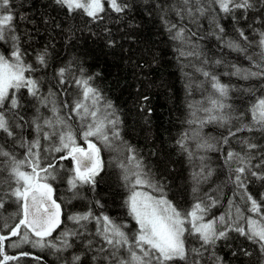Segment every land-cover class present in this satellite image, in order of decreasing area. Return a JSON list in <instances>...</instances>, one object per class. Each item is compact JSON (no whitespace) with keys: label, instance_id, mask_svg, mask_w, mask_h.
<instances>
[{"label":"snow or ice","instance_id":"obj_1","mask_svg":"<svg viewBox=\"0 0 264 264\" xmlns=\"http://www.w3.org/2000/svg\"><path fill=\"white\" fill-rule=\"evenodd\" d=\"M50 4L66 17L82 15L86 18L85 23L103 25L106 46L116 48L117 37L108 23L126 21L134 11L135 0H50ZM155 7L159 9L165 31L174 43L178 62L187 61L184 67L193 69V73H186V76L199 74L204 78L200 83L190 80L187 86L189 95L193 84L201 88L202 99L188 105L190 118L186 123L189 128L176 141L193 167L199 169L192 173V191L198 193V185L213 175L206 153H221L224 166L230 173L228 179L237 188L244 189L246 211L251 215H245L229 201V210L224 215L206 219L209 209L218 202L207 194L211 203L197 198L186 210L173 204L167 198L164 185L155 179L138 150L123 140L120 116L94 84L100 73H86L83 64L77 67L74 61L55 66L52 75L61 93L68 97L69 87L76 91L70 99L63 101H58L59 94L51 87L47 95L43 94V81L33 74L50 67V50L44 47L35 54L34 63L28 62L25 59L27 50L22 47L19 34V20L28 18L16 11L14 0H0V44L8 45L6 54H0V173H6L0 178V186L7 184L4 195L14 199L19 209L16 222L5 225L7 233L0 234V264H11L29 256L28 252H21L19 256L7 253L6 247L15 248L22 244L59 253L61 264H87L86 253L71 250L78 237L89 233L87 225L92 222L95 223V233L89 234L99 238L100 246L97 248L93 240L83 244L84 249L93 253L90 257L92 264H189L190 258L191 264H201L198 259L203 255L201 249L214 248L217 241H227L230 233H238L256 245L264 264V192L253 195L247 184L251 178L264 187V148L247 137L239 139L240 151L230 147L231 140L241 132L264 134V0H176L167 7L157 0ZM170 12L175 14L177 22L169 19ZM227 17L231 18L235 35L230 36L220 23V19ZM201 20L208 22L206 34L199 32L203 27ZM242 20L247 22V28L241 24ZM42 23L63 31V24L56 18L51 21L42 18ZM190 25H195V29ZM127 35L131 36V33ZM73 36L74 32L69 40ZM209 38L217 42L222 53L225 50L235 53L248 61V66L229 63L224 55L210 57L201 44ZM220 65L231 69L223 73L226 76L246 82L259 81L260 95L253 87L240 89L250 101L246 112L234 110L229 102L233 99L230 93L237 88L223 83L220 75L211 70ZM21 90H26L27 95L36 101L35 114L30 120L20 112L22 105L18 94ZM140 99L147 102L150 97L145 95ZM41 107L48 108L51 115L41 114ZM141 110H145L143 104ZM146 111L151 115V108ZM208 124L223 129L219 139L203 134ZM26 126L35 134L32 138L24 135ZM79 140L87 147L81 146ZM17 147L24 149L22 158L14 151ZM103 150L115 153L111 164L119 170L121 184L128 193L123 205L134 221V228L129 230L127 223H118L107 214L97 215L89 209L68 215L67 220L74 227L54 237L53 233L64 222L62 204L54 198L51 183L58 179L59 170L64 167L60 161H71L69 174L64 178L67 192L71 193L68 197L70 203L72 199L83 198L80 189L85 186L95 192L98 178H102L106 167ZM196 161H199L198 165ZM95 205L101 209L104 207L98 199ZM3 207L4 199L0 196V208ZM188 236L195 237L201 248H189ZM12 238L18 239L6 245V241ZM241 251L245 256L251 255L244 249ZM213 264H222L221 258L214 253Z\"/></svg>","mask_w":264,"mask_h":264},{"label":"trees","instance_id":"obj_2","mask_svg":"<svg viewBox=\"0 0 264 264\" xmlns=\"http://www.w3.org/2000/svg\"><path fill=\"white\" fill-rule=\"evenodd\" d=\"M21 4H23V7H21L23 11L28 13L29 19L23 22V26L20 25L19 34L23 43L30 49V52L34 51L36 54L44 47H47L50 50V65L65 59L67 62L74 61L77 67L85 64V69H87L88 73H100L97 78L100 80L102 89L112 99L114 108L118 107L120 110H116V112L122 121L120 132L123 140L139 149L155 179L164 180L171 185L174 199L177 203L182 204V208L188 209L192 206L197 201V195L200 190L196 193V196L190 195L188 163L183 160L182 152L179 151L176 141L188 129L185 123L188 111L184 105L183 96L195 95V84H193L191 95H189L188 83H185L184 91L178 83L177 73L180 74L179 65L174 52H171L169 39L165 38L166 33L160 19L161 13L159 9H155L151 5H137L139 8H134L129 17L133 16L132 19L136 25L125 30L127 33H131L129 38L132 41H128L122 47L121 45L117 46L115 48L116 52L109 53V55L112 54L114 62L109 63L108 66V63L105 62L108 58V53L100 51V45L98 46L97 44H95L94 49L90 48L93 60L86 62L87 64L82 61V58H87V50L85 49L89 47V41L83 37L84 26L76 18L66 17L61 14L60 10L50 8L46 4L34 0H19V7ZM42 18H47L50 21L52 18H56L57 22L63 24V31L59 28L51 27L50 24L42 23ZM169 19L173 22L170 17ZM99 30L101 28L98 29V32ZM73 32L74 36L69 40V36ZM102 45L103 43L101 42ZM81 46L82 48H80ZM0 49L3 51L2 54H6L5 44H0ZM25 59L30 63L35 62V57L31 59L26 55ZM185 69L188 74L193 73L192 68L186 67ZM42 73L44 77L56 82L53 79L52 71H42ZM33 75L35 76V74ZM189 77H192L196 83L204 80L199 74H193ZM221 81L237 86L239 90L245 87L243 86L244 83L250 82L243 81L240 84H234L227 79H221ZM24 91L26 90H22V92ZM145 95L150 97L147 102L140 99ZM236 96L229 102L233 103ZM242 96L244 97L245 95ZM142 104L145 108L144 111L141 110ZM147 108H151V115L147 114ZM9 114L12 113L9 112ZM220 133L218 132L211 137L219 139ZM205 136L207 137V135ZM259 141L255 140L253 142L259 143ZM78 143L83 147H87L82 140H79ZM230 147L237 151L241 150L239 142L230 145ZM217 153H207V163L214 170L212 180L215 183L214 187H208L206 190L208 194L206 191L205 194L220 201L221 207L208 213L207 215L209 216L206 215L207 218L213 219L224 215L229 210V201L232 196L236 198L232 202L233 205L238 206L241 211L245 212V215H251L246 211L248 205L245 199L240 204L239 198L241 196H236L227 187L228 183H231L228 179L230 173L228 170L224 171V161L221 166L218 164ZM219 154L221 155V153ZM102 159L104 160V150L102 151ZM60 163L62 165L66 164L71 168L70 160L60 161ZM219 172H221V176H218ZM98 180L99 190L94 193L97 194V198L103 203V209L106 214L115 220L114 215L122 217L124 210L121 206H123L122 198L124 193H122L117 180L113 177L105 178L103 173L102 178H98ZM253 181L250 178V181L247 182L248 191L253 195H257L258 192L255 189L264 187H261V183L256 181V188L253 185ZM207 196L206 203L209 201ZM18 210L16 209V214H18ZM232 212L235 214L234 207ZM16 217V215L12 214V221L14 218L16 221ZM128 218L134 224L131 217L128 216ZM63 221L61 228L53 233L54 237L59 236L62 229L66 228L64 215ZM218 242L223 245V249L218 250L219 253L217 254L221 258L222 264H260L258 259L246 257L243 254L241 249H246L240 242L232 241L230 238L227 241L221 240ZM81 251L86 253L85 256L89 254L87 249L81 248ZM15 252L11 254L19 256L21 253V251ZM232 252H236L237 255L234 256ZM36 256H24L11 262V264H19L25 261L39 262V259L33 258ZM39 258L42 259L41 257ZM41 264L44 263L41 262ZM205 264H213V259L208 260Z\"/></svg>","mask_w":264,"mask_h":264},{"label":"bare ground","instance_id":"obj_3","mask_svg":"<svg viewBox=\"0 0 264 264\" xmlns=\"http://www.w3.org/2000/svg\"><path fill=\"white\" fill-rule=\"evenodd\" d=\"M34 1L44 3L50 8L59 10L58 8H56L55 6H52L50 4V0H34ZM14 2L16 5V11L29 19L28 13H25L23 11V9L21 7H19V0H14ZM159 2L164 4L167 7V6L174 4L176 2V0H159ZM156 3H157V0H135L134 8L135 9L139 8V7H137V5H142V6H150L151 5L153 8L158 9L155 7ZM111 15H115V14H111ZM169 17L173 20V22H177V17L175 16L174 13L170 12ZM75 18L79 23H81L84 26V30H83L82 35H83V37H85L87 39V41H89V47L85 49V50H87V58L86 59L82 58V61L85 63L91 62L93 59L91 58L90 52L92 50L90 48L94 49L95 44H97L98 46L99 45L101 46V42H102L103 45L101 47L99 46V50L108 53V58L106 59L105 62L108 63L107 65L109 66V63L114 62L112 54L109 55V53H111V52L113 53L116 51H115V48H109L106 46V43H105V35L106 34L103 32L104 26L92 24V23H85L86 18L83 17L82 15H78ZM132 18H133V16H131V18L128 17L127 20L124 21L122 24L113 23V22L108 23V27H110L113 30V35L115 37H117V46L124 45L128 41H132V39H130L129 36L127 35L128 33L125 31L127 28H131V27H134L136 25V23H134ZM28 19L19 20V24L21 26H23L24 25L23 22L27 21ZM185 23H187V21H185ZM220 23L226 27V30L228 31V34L230 36L235 35L234 30L232 28V21H231L230 17L220 19ZM129 24L131 25V27H129ZM200 24H202L203 27L199 28V32L201 34H206L208 31L207 20H201ZM241 24L245 28H247V22L246 21L242 20ZM259 26L260 25L257 24V27H259ZM163 27H164V25H163ZM190 27H193L195 29L196 26L190 25ZM99 28H101V30H99V32H98ZM117 29H119V30H117ZM93 33H98V34L93 35ZM165 33H166L165 38L169 39L168 33L166 31H165ZM169 41H170V46H171V52L172 51L174 52L176 59H177V54L174 51V43L170 39H169ZM21 42H22V47L27 50V56H29L31 59L33 57H35V52L34 51L30 52V49L26 46V44L23 43L22 39H21ZM201 44L204 46L203 50L210 57H219L221 55H224L225 60L229 63H238L242 67L248 66V61L244 60L243 57H239L235 53H227L226 50L222 53L221 50L216 46L217 42L212 38L201 41ZM80 48H82V46ZM5 49H8V45H6V44H5ZM2 52H3L2 49H0V54H2ZM64 63H67V60H65V59L60 60L59 62L56 61V62H54V64L50 65L49 68L40 69L34 73L37 78H40L43 81L42 87H41L42 93L44 92L43 94L47 95L48 90L51 87L56 93L59 94L57 96L58 101H63L66 98L70 99L71 94L74 93L76 91V89L74 87H69L67 89L69 95H68V97H65V95H63L61 93L60 86L57 85L56 82H52L49 78L44 77L42 71H45V72H51L52 71L53 72V67L60 66ZM177 63L179 65V71H180V74L177 73L178 79H179L178 83L181 85V87L184 91L185 90V83L189 84L190 80H193V79H192V77L186 76L187 72L185 69L186 67H184V65L187 64V61L180 63L177 60ZM83 66L85 68V64H83ZM211 70L216 72L217 74H219L220 79H225V80L227 79L228 81H230V83L240 84L244 81V80L237 79L236 77H229V76L224 75L223 73L231 70V69L226 68L224 65H220L218 67H213ZM85 71H86V73H88L87 69H85ZM94 82H95V86L101 90V92L103 93L106 100L111 101V103H112V99L108 96V94L104 91V89H102V87L100 85V80H98L97 76L95 77ZM243 86L256 88L257 89L256 94L257 95L261 94V91L259 90V81L250 80V82L244 83ZM234 87L237 88V86H234ZM194 90H196L195 95L183 96L184 105L188 111V116L185 117V120L190 118L189 117V111L190 110L188 108V105L190 103H197L202 99V89L195 87ZM209 91H210V89H209ZM239 92H241V91L239 89H237V91L230 93V95L232 97L237 95L234 98V102L232 103L234 106V110L246 112L247 111V104L250 101L247 99V97H245V96L243 97L242 95H240ZM21 94H22V97L20 98V102H21L22 107L20 109V112L22 114H24L27 119L30 120L33 117V115L35 114L36 101L32 100V98L27 95L26 91L22 92ZM115 110L120 111L118 107ZM40 112H41V114H43L45 116L51 115L48 108L41 107ZM8 116H9V118H11L12 114H9ZM248 119H250V116L248 117ZM186 126L189 128V125L187 123H186ZM222 131H223V129H221L218 125L208 124L204 127L203 134L207 135L208 138H212L211 136H214L216 133L222 132ZM0 135H2V134H0ZM24 135L28 138H32V136H34L35 134L30 132V130L26 126L25 131H24ZM238 137L240 139L246 138V137L252 138L253 141L260 140L258 144H260L261 147L264 148V134H262L260 132H253V133L241 132L238 134ZM238 137H234L231 140L230 145H232L234 143H238L239 142ZM130 145H132V144H130ZM132 146L138 150L139 155L143 158L144 163L148 168V165L146 164V161H145L146 159L143 156V154L139 151V149L136 146H134V145H132ZM177 147H178L179 151H181V149L178 145H177ZM190 147H193V145L190 144ZM14 151L18 156H20L22 158L24 149L17 147ZM114 155H115V153L109 152L108 150H104V161H105L106 167H105V171L103 172V175L105 176V178L106 177H113L117 180L118 185L120 186L122 193H124L123 198H122L124 201V199L127 197L128 193L123 188V186L121 184V181L119 178V170L114 165L111 164V160H112ZM206 155H207V153H206ZM181 156H182L183 160H185L188 163V182L190 183V195L196 196V194H194L192 191V189L194 187V181L192 178L189 177V173H193L194 171H198L199 169H198V167H193L192 163L189 161V159L187 158V155L184 152H182ZM257 158H259V157H257ZM255 162L256 161H253V163H255ZM196 163L198 165L199 161H196ZM63 166L64 167L59 170L58 179L55 181H51L55 185L58 196L62 200L64 209H65L64 216H65L66 228L62 229V231L74 227V225L70 221L67 220L68 215L75 214V213H84V212H87L89 209L94 211L95 214H97V215H99L101 213L106 214V212L103 208L101 209L95 205V200L98 199L97 194H95L87 186L80 189V192H81L83 198L72 199L70 203L68 202V197L71 196V193L67 192V184H66V180L64 178L67 177V175L69 174L68 169H70V168L66 164H64ZM4 176H6V173H0V178H2ZM211 178H213V175ZM211 178L209 180H207L206 182L199 184L198 185L199 190L204 188L206 191L209 186L214 187L215 182ZM156 180H158L161 184L164 185V190L167 194V198L170 201H172L173 204L176 203L175 205L178 206L180 209L186 210L184 207L182 208L181 203L178 202L179 203L178 204L177 201H175V199H174L175 197L173 195L171 185L164 180H162V181L159 179H156ZM254 181H253V185H255V187L257 188L256 181L255 182ZM257 182H259V181H257ZM227 187L236 196H241L239 198V203L241 204L243 202V199H244V197H243L244 189L237 188L236 185L233 184L232 182L231 183L229 182ZM98 188H99V186H97L95 191L99 190ZM7 190H8L7 184H3L2 186H0V196H2L4 199V207L0 208V222L4 226L0 227V234H6L7 233V228L5 227V225H11V223L13 224L16 222L15 218L12 221V214H14V216L16 215V209H18V206H17L16 202L14 201V199L9 198L8 196L4 195V193L7 192ZM255 190L258 193L264 192V188H257ZM235 199L236 198L234 196H232L230 201L234 202ZM207 203H211V201L209 200V201H207ZM220 203L221 202L218 201L214 206H212L209 209L208 213H210L213 210L219 209L221 207ZM122 204H123V202H122ZM121 208L124 210V213H123V218L119 219L118 223H127L129 230L134 228V224L130 221V219L127 216V209L124 207V205L121 206ZM190 208H191V206L188 209H190ZM207 216H209V215H207ZM207 216L205 218L209 219V218H207ZM87 228L89 230V233H93V234L95 233V223L94 222L88 223ZM89 233H85V235L78 237L76 242H75V245L71 251H78V250L81 251V248H83V244L87 240H93L95 243V246L98 248L100 246L99 238L95 237L94 235L89 234ZM229 235H230V239L232 241L236 240V241L240 242L245 247L246 251L251 253V255L246 256V257H254L255 259H258L260 264H262L261 254H260V251L256 245L250 243L244 237L239 236L238 233H230ZM17 239L18 238H12L11 240L6 241V245H11L13 243V241H16ZM186 239H187L186 243H187L189 248H201L200 242L195 237L188 236ZM221 249H223V245L219 244V242L217 241L214 248L209 246L206 248V250L201 249V251L203 252V255L201 257H198V259L201 260V264H205L208 260L213 259V253L214 254L216 253V256H217V254L219 253L218 250H221ZM6 251L9 255H12L11 253H13L15 251L16 252H20V251L21 252H28V253H30V255H34V256L38 255L36 257L39 259L38 260L39 262L25 261V262H21L19 264H41V262H43L44 264H61V261L59 259L60 254L55 253L51 249H48V248L40 249V248L32 247L31 244H22L19 247H15V248L8 246V247H6ZM63 255L67 256L68 253H64ZM92 255H93V253L89 252V254L87 256H84V259L88 262V264H92V262L90 260V257ZM39 257H41L42 259H40ZM189 264H191V258L189 259ZM237 264H239V263H237Z\"/></svg>","mask_w":264,"mask_h":264},{"label":"rangeland","instance_id":"obj_4","mask_svg":"<svg viewBox=\"0 0 264 264\" xmlns=\"http://www.w3.org/2000/svg\"><path fill=\"white\" fill-rule=\"evenodd\" d=\"M241 95H242V93H240ZM19 95V97L21 98L22 97V94L21 93H19L18 94ZM217 159H218V164L221 166L222 165V162H223V157H222V155H220L219 153H217ZM227 170V168H224V171H226ZM220 173L221 172H219V175L218 176H221L220 175ZM222 175H223V173H222ZM217 176V177H218ZM226 176V175H225ZM189 177L190 178H192V173H189ZM213 177H214V172H213ZM212 179V178H211ZM207 192V194H208V191H206ZM205 189L203 188V189H201L200 191H199V193H198V195H197V197L198 198H201V199H204L205 201H206V195H205ZM58 194V193H57ZM59 197V196H58ZM59 199H60V197H59ZM61 200V199H60ZM62 201V200H61ZM63 203V202H62ZM16 216H17V214H16ZM114 217L116 218V220L118 221L119 220V218L120 219H122L123 218V216L122 217H117L116 215H114ZM2 226H4L1 222H0V227H2ZM233 253V252H232Z\"/></svg>","mask_w":264,"mask_h":264}]
</instances>
